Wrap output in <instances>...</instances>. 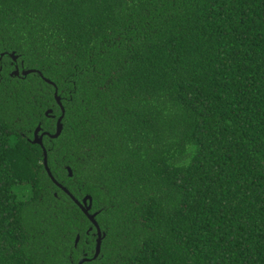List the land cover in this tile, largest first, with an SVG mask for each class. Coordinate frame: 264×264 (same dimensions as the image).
Here are the masks:
<instances>
[{
    "label": "trees",
    "instance_id": "obj_1",
    "mask_svg": "<svg viewBox=\"0 0 264 264\" xmlns=\"http://www.w3.org/2000/svg\"><path fill=\"white\" fill-rule=\"evenodd\" d=\"M14 53L56 87L0 74V264L94 248L32 143L56 88L48 164L99 264H264V0H0Z\"/></svg>",
    "mask_w": 264,
    "mask_h": 264
},
{
    "label": "water",
    "instance_id": "obj_2",
    "mask_svg": "<svg viewBox=\"0 0 264 264\" xmlns=\"http://www.w3.org/2000/svg\"><path fill=\"white\" fill-rule=\"evenodd\" d=\"M3 56L4 55L1 56L0 60L3 58ZM10 57L12 59H14V60H17L18 59V56L15 53L14 54H10ZM33 73H38L48 84L53 85L54 87H56L53 82H51L50 80L46 79L41 72H38L36 70H24L23 73H22V76L23 77H27L28 75L33 74ZM12 76H17V77L20 76V71L17 70L16 72L13 73ZM55 99H56V102L60 106L61 111H62L60 117L57 120L56 132L54 134L49 133V132L42 133V128H41V126H39L36 129V131H35L34 139L32 140V143L35 144V145H39V146L42 147V149H43V155H44V166H45L46 171L48 172L49 176L54 181V183L56 185H58L61 189H63L72 198V200L80 207V209L88 217V219L93 224V226L97 229V234H96L97 235V248H96V254H95L94 258H93V259H96L100 255V253H101V248H102L103 239L105 237V234H103V232H102V230H101V228H100V226H99V224H98V222L96 220V217H97L98 213H95V214H92L91 213L92 208H93V198L90 195H88V196H86L83 199V201L77 200L69 192V190H67L66 188H64L62 185H60L56 181V179L52 175V172H51V170L49 168V164H48V151H47V149L44 146V137L47 136L50 139H57V138H59L61 136V134L63 132V128H64L63 120H64L65 114H66L65 107L62 104L61 97L58 95L57 88H56V93H55ZM53 113H54L53 110H49L46 113V115H47V117H52L54 119H57V117L54 116ZM68 171H69L70 177H72L73 176V172H72L71 168H68ZM79 238L80 237L77 238V241H76L77 243L79 241ZM87 261H90V259H84L79 264H84Z\"/></svg>",
    "mask_w": 264,
    "mask_h": 264
},
{
    "label": "flooded vegetation",
    "instance_id": "obj_3",
    "mask_svg": "<svg viewBox=\"0 0 264 264\" xmlns=\"http://www.w3.org/2000/svg\"><path fill=\"white\" fill-rule=\"evenodd\" d=\"M2 56V55H1ZM0 56V58H1ZM8 59H7V57ZM5 65H8L10 68H11V72H10V75L12 76L14 72H16L17 70L20 71V76H13V77H17V78H22V73L24 70H27L26 67H25V64L24 62L20 59L19 55H18V59L17 60H14L10 57V54H6L5 55V58L3 57L1 60H0V74L3 70V67ZM60 117V116H59ZM56 119V123H57V120L58 118ZM63 186V185H62ZM84 199V198H83ZM83 199L81 201H83ZM91 228V227H90ZM96 232L97 231H91L90 233L88 232V235H91L93 240H94V248L91 250V253H87L86 252V248H83L81 249L80 251V257L78 259V262L76 264H79L82 260L84 259H90V261H87L85 262L84 264H99L101 261V257H102V248H101V253L100 255L96 258V259H93L95 254H96V248H97V236H96ZM104 234V233H103ZM80 237V236H79ZM105 238V237H104ZM79 241H80V238H79ZM78 241V243H79ZM78 243L76 242V245H75V248L78 249L79 245ZM103 247V245H102ZM90 254V255H89ZM75 264V263H74Z\"/></svg>",
    "mask_w": 264,
    "mask_h": 264
}]
</instances>
